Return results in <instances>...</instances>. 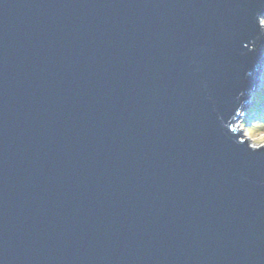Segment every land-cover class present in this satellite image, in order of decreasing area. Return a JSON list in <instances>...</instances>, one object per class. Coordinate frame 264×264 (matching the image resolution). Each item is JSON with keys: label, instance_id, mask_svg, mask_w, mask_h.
Instances as JSON below:
<instances>
[{"label": "water", "instance_id": "obj_1", "mask_svg": "<svg viewBox=\"0 0 264 264\" xmlns=\"http://www.w3.org/2000/svg\"><path fill=\"white\" fill-rule=\"evenodd\" d=\"M261 15L0 0V264H264Z\"/></svg>", "mask_w": 264, "mask_h": 264}, {"label": "rangeland", "instance_id": "obj_2", "mask_svg": "<svg viewBox=\"0 0 264 264\" xmlns=\"http://www.w3.org/2000/svg\"><path fill=\"white\" fill-rule=\"evenodd\" d=\"M261 21H264V16L260 18V24L264 29V23H261ZM263 34H264V30ZM261 62V70L259 72V83L257 88L254 91H249L247 93V101L244 105L243 110L240 111L239 116L237 120L235 121V126L233 124V127L236 128V130L242 131V139H246L248 142V145L252 147H258L264 145V137L261 138L260 142L257 143V140L254 136L250 135V132L252 128L254 127L255 121H252L250 118L247 121L248 111L252 109L255 106L256 101L260 102L264 98V49H263V58ZM259 100V101H258ZM255 120V119H254Z\"/></svg>", "mask_w": 264, "mask_h": 264}, {"label": "clouds", "instance_id": "obj_3", "mask_svg": "<svg viewBox=\"0 0 264 264\" xmlns=\"http://www.w3.org/2000/svg\"><path fill=\"white\" fill-rule=\"evenodd\" d=\"M253 121H255V124L250 132V135L254 136L257 143H259L261 138L264 137V114H261L259 118Z\"/></svg>", "mask_w": 264, "mask_h": 264}, {"label": "trees", "instance_id": "obj_4", "mask_svg": "<svg viewBox=\"0 0 264 264\" xmlns=\"http://www.w3.org/2000/svg\"><path fill=\"white\" fill-rule=\"evenodd\" d=\"M259 101V100H258ZM264 112V98L260 101L255 103V106L248 111V116L247 121L249 118L253 121L254 119H257L260 117L261 113Z\"/></svg>", "mask_w": 264, "mask_h": 264}, {"label": "snow or ice", "instance_id": "obj_5", "mask_svg": "<svg viewBox=\"0 0 264 264\" xmlns=\"http://www.w3.org/2000/svg\"><path fill=\"white\" fill-rule=\"evenodd\" d=\"M261 16H264V15H261ZM261 23H264V21H261ZM262 30H264V29H262ZM244 47L247 48V44L246 43L244 44Z\"/></svg>", "mask_w": 264, "mask_h": 264}, {"label": "bare ground", "instance_id": "obj_6", "mask_svg": "<svg viewBox=\"0 0 264 264\" xmlns=\"http://www.w3.org/2000/svg\"><path fill=\"white\" fill-rule=\"evenodd\" d=\"M261 114H264V112H263V113H261ZM235 123H236V122H234V126H235Z\"/></svg>", "mask_w": 264, "mask_h": 264}]
</instances>
